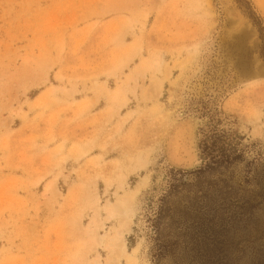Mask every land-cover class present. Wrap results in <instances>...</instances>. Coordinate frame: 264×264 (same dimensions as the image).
<instances>
[{
	"label": "rangeland",
	"instance_id": "1",
	"mask_svg": "<svg viewBox=\"0 0 264 264\" xmlns=\"http://www.w3.org/2000/svg\"><path fill=\"white\" fill-rule=\"evenodd\" d=\"M122 240L264 264V0H0V264H126Z\"/></svg>",
	"mask_w": 264,
	"mask_h": 264
},
{
	"label": "bare ground",
	"instance_id": "2",
	"mask_svg": "<svg viewBox=\"0 0 264 264\" xmlns=\"http://www.w3.org/2000/svg\"><path fill=\"white\" fill-rule=\"evenodd\" d=\"M130 196V195H129ZM121 201V200H120ZM131 199L127 198L124 201H122L117 207H116V211L113 210L111 212H109V217H114L115 215L119 214L122 219H123V223L127 224V222H130L132 217L134 216V210L132 208V203H131ZM119 202V201H118ZM137 202V201H136ZM136 207V206H135ZM120 217V218H121ZM116 218V217H115ZM119 218V217H118ZM119 236H122V233H119ZM115 238V237H114ZM119 238V237H118ZM116 240V239H115ZM117 241V240H116ZM110 246V245H109ZM116 247V245H113L112 247ZM119 247V258L124 257L126 259V264H137L136 260L134 258H132L131 256H129L127 254V250H126V244H125V240H122L120 242V244H118ZM134 257V256H133ZM118 264H120V262L118 261Z\"/></svg>",
	"mask_w": 264,
	"mask_h": 264
},
{
	"label": "trees",
	"instance_id": "3",
	"mask_svg": "<svg viewBox=\"0 0 264 264\" xmlns=\"http://www.w3.org/2000/svg\"><path fill=\"white\" fill-rule=\"evenodd\" d=\"M233 154H227V153H222L219 155V157H212L213 155H210L212 157V163L210 165H206L208 168L209 167H222V166H229L232 163V160H234Z\"/></svg>",
	"mask_w": 264,
	"mask_h": 264
}]
</instances>
